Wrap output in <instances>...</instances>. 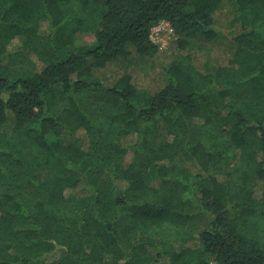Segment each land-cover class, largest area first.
I'll use <instances>...</instances> for the list:
<instances>
[{
  "label": "trees",
  "instance_id": "16d2710c",
  "mask_svg": "<svg viewBox=\"0 0 264 264\" xmlns=\"http://www.w3.org/2000/svg\"><path fill=\"white\" fill-rule=\"evenodd\" d=\"M0 264H264V0H0Z\"/></svg>",
  "mask_w": 264,
  "mask_h": 264
},
{
  "label": "rangeland",
  "instance_id": "374dc122",
  "mask_svg": "<svg viewBox=\"0 0 264 264\" xmlns=\"http://www.w3.org/2000/svg\"><path fill=\"white\" fill-rule=\"evenodd\" d=\"M231 19L229 12L226 10L224 13L220 14L218 17V22L220 23L219 28L225 29L228 27L227 23ZM173 29L169 26L168 23H160L153 29L152 37L155 42L160 44L161 52L156 58L157 60L154 64H139L138 69L136 70L137 80L140 84L149 85L151 82L158 83L162 80L159 79V72L163 64H167L174 59H177L178 55H189L191 58H197L198 56L210 55L213 58L210 60L214 62L216 57H221L222 55L230 56V36L226 35L216 40V43H202L197 42L193 47L187 48L185 50H178V48L173 44ZM78 38L82 43H89L94 40V35L89 33H80ZM213 48V49H212ZM224 53V54H223ZM215 58V59H214ZM240 92L235 96L236 99H242L247 94L246 87H240ZM55 255L54 257H56Z\"/></svg>",
  "mask_w": 264,
  "mask_h": 264
}]
</instances>
